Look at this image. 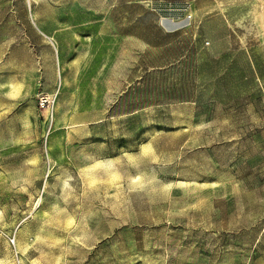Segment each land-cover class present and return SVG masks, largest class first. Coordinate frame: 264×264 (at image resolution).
<instances>
[{
  "label": "rangeland",
  "instance_id": "1",
  "mask_svg": "<svg viewBox=\"0 0 264 264\" xmlns=\"http://www.w3.org/2000/svg\"><path fill=\"white\" fill-rule=\"evenodd\" d=\"M35 1L68 53L0 0V264H264L263 0Z\"/></svg>",
  "mask_w": 264,
  "mask_h": 264
},
{
  "label": "crops",
  "instance_id": "2",
  "mask_svg": "<svg viewBox=\"0 0 264 264\" xmlns=\"http://www.w3.org/2000/svg\"><path fill=\"white\" fill-rule=\"evenodd\" d=\"M262 1V0H261ZM23 2V1H22ZM29 2V11L27 8L19 7V10L22 12V15H24V21L25 26L22 24L19 28V39L21 40V45L24 46L27 50H35L37 47L40 49L44 48V56H40V58L46 59L49 55L48 60L52 59L53 52L57 54V60L62 63L67 60L66 54L68 51L64 48L66 45L67 40V28L65 25V22L63 21V18L60 16V14L55 13L52 10V6H45V17L43 19L41 12L37 14L35 12L36 6L35 0H28ZM264 3V0H263ZM16 10V8L14 7ZM13 15V13H11ZM31 19V21H29ZM6 29L13 30V34H17L15 29H11L13 24L7 25ZM14 37V40L15 38ZM76 43V39H74ZM36 53H34V57L36 59ZM36 61V60H35ZM51 61V60H50ZM46 91L47 93H54V85L55 80L53 78H47L46 81ZM56 92V91H55ZM60 95V91H58V97ZM58 100V98H57Z\"/></svg>",
  "mask_w": 264,
  "mask_h": 264
},
{
  "label": "built area",
  "instance_id": "3",
  "mask_svg": "<svg viewBox=\"0 0 264 264\" xmlns=\"http://www.w3.org/2000/svg\"><path fill=\"white\" fill-rule=\"evenodd\" d=\"M38 102L42 109H46L49 111V109L53 108L55 103L57 102L58 98V91L50 94V93H40L38 95Z\"/></svg>",
  "mask_w": 264,
  "mask_h": 264
},
{
  "label": "bare ground",
  "instance_id": "4",
  "mask_svg": "<svg viewBox=\"0 0 264 264\" xmlns=\"http://www.w3.org/2000/svg\"><path fill=\"white\" fill-rule=\"evenodd\" d=\"M180 24V23H179ZM174 26V25H173ZM177 26V25H176ZM168 29V28H167Z\"/></svg>",
  "mask_w": 264,
  "mask_h": 264
}]
</instances>
